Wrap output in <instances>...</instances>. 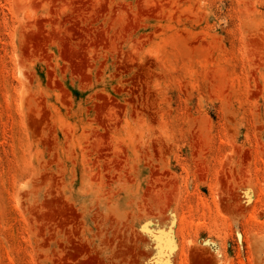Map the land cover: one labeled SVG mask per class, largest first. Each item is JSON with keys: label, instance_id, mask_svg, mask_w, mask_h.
<instances>
[{"label": "rangeland", "instance_id": "1", "mask_svg": "<svg viewBox=\"0 0 264 264\" xmlns=\"http://www.w3.org/2000/svg\"><path fill=\"white\" fill-rule=\"evenodd\" d=\"M0 264H264V0H0Z\"/></svg>", "mask_w": 264, "mask_h": 264}]
</instances>
